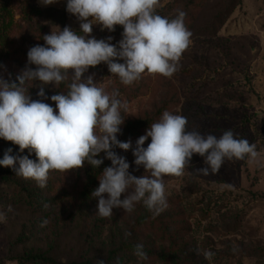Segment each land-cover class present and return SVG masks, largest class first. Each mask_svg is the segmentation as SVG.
<instances>
[{
    "label": "rangeland",
    "instance_id": "obj_1",
    "mask_svg": "<svg viewBox=\"0 0 264 264\" xmlns=\"http://www.w3.org/2000/svg\"><path fill=\"white\" fill-rule=\"evenodd\" d=\"M229 2H207L192 26V43L183 53L178 71L172 77L145 73L131 85H124L109 72L105 63H101L90 67L83 79L93 76L94 83L109 95L118 91L117 99L127 105L126 111L121 109L122 117L151 112L166 103L172 114L187 118L189 131L217 137L226 130L233 131L236 138L245 135L250 144L256 145L260 158L264 160V0H241L226 24L219 26L216 20ZM184 3L186 0H159L156 10L168 5L177 9ZM36 5L44 10L50 9L42 8L39 0H36ZM35 20V26L30 28L24 25L21 15H15L14 27L6 41L19 49L16 51L18 59L5 64L2 75L5 80L15 81L13 69L22 63L21 71L26 67L35 68V65H28L24 52L28 53L36 45L43 46L44 35L68 26L67 18L63 25L62 19L52 11ZM70 28L78 35H85L78 32L80 27ZM122 33L123 28L119 25L114 32H109L94 24L88 38L112 36L111 42L118 45ZM17 61L21 63L19 66ZM67 79L73 82L71 70ZM38 86H45L46 97L58 88V85H41L39 81L27 82L25 87L33 100L43 99L37 95ZM43 102L49 103V100L43 99ZM136 141L132 142V149ZM150 142L149 137L144 147ZM3 143L4 139L0 138V148ZM123 156L130 164L132 175L138 178L148 175L143 166L137 168L135 165L131 149L124 151ZM201 167H205L203 158L194 154L191 166L182 176L163 178L167 198H176L175 202L180 204L192 224L184 239L191 259L186 264H264V167L250 163L247 157L244 160L226 159L218 173L207 176L196 172ZM75 174L69 171L60 175L55 171V192L73 191ZM2 185L0 182V191L4 189ZM203 193L207 197L205 204L222 195L228 201L227 209L216 212L207 221L193 216L189 207ZM9 206L12 211H8ZM0 211L6 214V219L0 222V264H13L8 262L10 250L21 253L24 248L34 247L49 249L63 259H103L107 255L110 231L122 227V223L132 217V212L113 209V216L103 218L96 213V207L82 223L74 221L70 211L63 219L72 220L61 224L63 209L59 210L57 219L53 217L58 210H53L51 216L42 217L19 205L1 202ZM43 221L47 224L41 227ZM229 224L238 227L233 232L228 231ZM20 234H24L23 243L14 248L13 242ZM146 235L147 247L158 250L159 242L152 234ZM205 252L214 255L206 259ZM128 264L163 263L154 257L140 259L131 256Z\"/></svg>",
    "mask_w": 264,
    "mask_h": 264
},
{
    "label": "clouds",
    "instance_id": "obj_2",
    "mask_svg": "<svg viewBox=\"0 0 264 264\" xmlns=\"http://www.w3.org/2000/svg\"><path fill=\"white\" fill-rule=\"evenodd\" d=\"M43 6L58 0H39ZM159 0H67L66 11L80 22L77 32L68 26L43 36L44 45H36L27 53L28 65L15 81L0 76V138L19 146L20 152L28 149L37 160L28 156L14 157L9 148L0 165L10 167L16 176L34 180L40 188L47 186L50 171L69 172L82 169L85 163L99 168L103 152L111 161L98 177L99 186L91 196L98 201L97 214L103 218L113 216V209L132 212L137 203L154 216L167 207L165 176H182L191 166L192 157L198 154L205 167L196 172L207 176L218 173L224 161L246 157L250 163L264 167L256 145L245 138H236L226 130L219 137L188 130V120L180 114L163 112L158 122L152 123L146 134L140 136L132 149V142H121L124 118L121 109L127 105L117 99L118 91L111 95L94 83L93 76L83 79L90 67L105 63L109 72L124 85H131L143 74L166 78L178 71L183 53L190 47L192 33L185 25L186 13L179 11L169 19L157 13ZM114 32L123 27L122 39L117 44L106 39L91 37L93 25ZM123 61L118 62V61ZM71 70L73 82L67 94L50 97L45 86H38L33 100L25 87L27 82L41 85H58ZM151 142L144 147L145 141ZM132 150L134 163L143 166L148 175L136 177L129 172L130 164L124 156L112 149ZM19 167H16V164ZM123 197V198H122ZM47 207V205H45ZM8 211H12L11 206ZM6 214L0 211V222ZM47 221L41 223L44 227ZM126 236L131 233H126ZM142 244L135 246L134 254L147 259ZM211 259L212 252L203 253ZM98 264H104L99 260Z\"/></svg>",
    "mask_w": 264,
    "mask_h": 264
},
{
    "label": "trees",
    "instance_id": "obj_3",
    "mask_svg": "<svg viewBox=\"0 0 264 264\" xmlns=\"http://www.w3.org/2000/svg\"><path fill=\"white\" fill-rule=\"evenodd\" d=\"M208 1L186 0V3L177 9L168 5L156 11L161 16L168 17L169 19L174 18L179 11L185 12V25L192 32L193 24ZM240 3L241 0H230L225 11L220 13L217 18V25L224 26ZM47 11L54 12L57 17L62 19V24L65 25L68 13L66 6L64 9L50 8L44 10L36 5V0H0V76L3 75L4 66L9 60L18 59L16 58L18 55L16 51L19 49L14 48V44H9L6 41L10 31L14 27L15 15L17 13L21 15L22 20H25L24 25L33 28L35 26L34 20L36 18H43ZM120 27L123 28L122 26ZM78 32L84 34L80 31ZM23 57L27 59L26 52H24ZM19 62H16L18 66L21 64ZM22 67L23 63L18 68L13 69L16 76L20 74ZM71 83L66 78L58 84V88H55L49 94V104L54 109L55 103L51 101L50 97L58 94V92L67 94ZM165 111H168L166 103L151 112L129 118L123 117L125 120L121 125V133L117 135V139L121 142L129 140L133 142L140 136L145 135L151 124L158 122ZM240 137L247 138L245 135H240ZM9 148L12 149L10 154L14 157L28 156L32 160H37L34 152H29L28 149L20 152L18 145L5 140L3 146L0 148V159H3L5 152ZM112 150L120 156L124 155V150L118 147H114ZM97 158L103 159V163L99 168H93L86 162L82 169L73 170L76 173V187L74 190H62L60 192H55L56 184L53 181L55 171H50L47 186L42 189L34 180L16 176L12 168L0 165V182L4 188L0 191V202L9 205H19L32 214L41 215L42 217L51 216L53 210H58V213L53 217L54 219L60 216V211L63 209V212H61V224L72 220L71 218L67 220L63 219L71 211L70 216L75 218L74 221L82 223L89 218L90 214L97 207L98 201L91 196V193L99 186L98 177L105 167L111 166V161L105 158V153L101 152ZM16 167H19L18 162ZM58 173L63 175L65 172L58 171ZM173 199L168 197V207L156 216L148 211L142 202L137 203L132 211L130 220L123 222L122 227H117L108 234V251L103 259H63L49 249L34 247L30 249L24 248L21 253L10 250L8 262L13 264H98L99 260H103L104 264H128L129 257H137L134 254L135 246L142 244L147 258L154 257L163 264H186L191 259L188 258L184 239L190 233L192 224L189 218H186L185 212L181 210L180 204L175 202L176 198L173 197ZM206 200V193H203L201 197L198 196L189 207L190 213L201 220L207 221L216 212H222V210L228 207V201L222 195L210 199L211 201L207 202V204H205ZM176 208H179V210ZM236 227H238L236 224H229L227 229L233 232ZM126 233H131V235L126 236ZM148 233L152 234L154 240L159 242L158 250L147 247L145 240L148 238L146 235ZM23 240L24 234H20L13 242L14 248L19 247L18 245L22 244Z\"/></svg>",
    "mask_w": 264,
    "mask_h": 264
},
{
    "label": "crops",
    "instance_id": "obj_4",
    "mask_svg": "<svg viewBox=\"0 0 264 264\" xmlns=\"http://www.w3.org/2000/svg\"><path fill=\"white\" fill-rule=\"evenodd\" d=\"M67 0H58L57 3H54L52 5L43 6L40 2V6L42 8H56V9H64L66 6ZM67 25L72 28L80 27V22L77 20V18L69 13H67Z\"/></svg>",
    "mask_w": 264,
    "mask_h": 264
}]
</instances>
